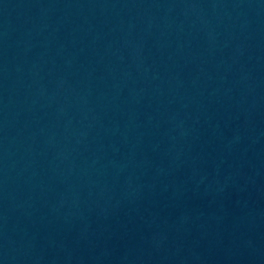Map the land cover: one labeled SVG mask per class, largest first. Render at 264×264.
<instances>
[{
	"label": "water",
	"instance_id": "1",
	"mask_svg": "<svg viewBox=\"0 0 264 264\" xmlns=\"http://www.w3.org/2000/svg\"><path fill=\"white\" fill-rule=\"evenodd\" d=\"M0 264H264V0H0Z\"/></svg>",
	"mask_w": 264,
	"mask_h": 264
}]
</instances>
